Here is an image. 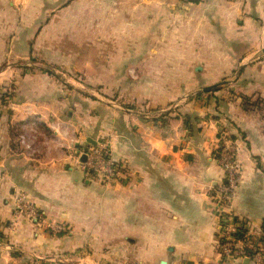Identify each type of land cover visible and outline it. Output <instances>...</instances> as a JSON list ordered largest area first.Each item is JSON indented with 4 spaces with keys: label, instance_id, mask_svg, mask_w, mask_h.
Segmentation results:
<instances>
[{
    "label": "crops",
    "instance_id": "0c3cea01",
    "mask_svg": "<svg viewBox=\"0 0 264 264\" xmlns=\"http://www.w3.org/2000/svg\"><path fill=\"white\" fill-rule=\"evenodd\" d=\"M93 5L150 39L149 60L122 67L160 71L129 95L133 109L91 100L43 68L60 60L50 53V39L67 34L57 23L88 21ZM222 134L241 167L227 210L259 227L264 0H0V264H264L217 248ZM100 141L123 165L108 185L81 167ZM19 193L45 223L10 229Z\"/></svg>",
    "mask_w": 264,
    "mask_h": 264
},
{
    "label": "rangeland",
    "instance_id": "374dc122",
    "mask_svg": "<svg viewBox=\"0 0 264 264\" xmlns=\"http://www.w3.org/2000/svg\"><path fill=\"white\" fill-rule=\"evenodd\" d=\"M98 8L100 13L96 15L97 7H89L88 21L57 23L55 29L66 31L67 34L50 39L55 45L50 53H61L58 55L60 60H56L55 56H47L48 59H53L51 62L54 63L45 62L48 66L44 64L43 68H50L60 81L72 88L83 89L92 97L91 100L100 99L113 107L121 105L133 109L138 103H134L129 95H143L145 73L148 77L151 73L154 79L158 78L160 71L122 67L127 63L149 60L147 51L150 39L140 37L143 34L142 28L135 29L131 23L118 20L122 16L105 13L112 9L111 6L106 9L101 6ZM97 16L104 20H95ZM127 76H137L136 81H128ZM51 232L60 234L62 231Z\"/></svg>",
    "mask_w": 264,
    "mask_h": 264
},
{
    "label": "built area",
    "instance_id": "2783aa9c",
    "mask_svg": "<svg viewBox=\"0 0 264 264\" xmlns=\"http://www.w3.org/2000/svg\"><path fill=\"white\" fill-rule=\"evenodd\" d=\"M80 156H85V160L81 162L84 175L92 177L102 185L111 184L121 174L123 165L111 156L107 142L100 141L89 145ZM218 161L223 170V181L217 185L212 198L215 211L221 218V234L217 241L219 253L224 259L246 258L261 262L264 260V220L261 226L253 228L251 223L238 219L227 210L240 180L241 167L234 143L226 134L220 137ZM21 220L45 223L43 215L24 194L19 193L15 196L10 229L14 230ZM47 225L55 232L65 231L61 224Z\"/></svg>",
    "mask_w": 264,
    "mask_h": 264
},
{
    "label": "water",
    "instance_id": "95a60500",
    "mask_svg": "<svg viewBox=\"0 0 264 264\" xmlns=\"http://www.w3.org/2000/svg\"><path fill=\"white\" fill-rule=\"evenodd\" d=\"M216 88L217 86L207 87V88H204L202 91L209 92V91L215 90ZM83 159H85V156H83Z\"/></svg>",
    "mask_w": 264,
    "mask_h": 264
}]
</instances>
